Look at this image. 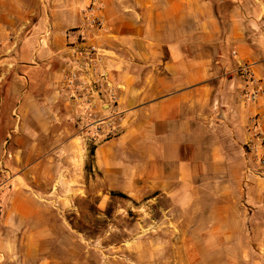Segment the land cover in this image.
Listing matches in <instances>:
<instances>
[{
    "label": "crops",
    "instance_id": "crops-1",
    "mask_svg": "<svg viewBox=\"0 0 264 264\" xmlns=\"http://www.w3.org/2000/svg\"><path fill=\"white\" fill-rule=\"evenodd\" d=\"M92 1L0 0V264L52 263L53 225L37 199L85 177L94 128L81 131V108L60 84ZM94 2L102 28L89 42L118 87L122 119L108 137L114 119L95 108L93 169L111 189L148 188L169 200L167 213L203 218L188 229L208 237L196 248L264 264V176L243 177L251 117L264 134V0Z\"/></svg>",
    "mask_w": 264,
    "mask_h": 264
},
{
    "label": "rangeland",
    "instance_id": "rangeland-1",
    "mask_svg": "<svg viewBox=\"0 0 264 264\" xmlns=\"http://www.w3.org/2000/svg\"><path fill=\"white\" fill-rule=\"evenodd\" d=\"M85 144L82 183L54 182L37 199L53 225L44 239L51 264H226L237 256V250L196 248L208 237L188 229L203 218L167 213L171 204L157 192L120 184L111 189L92 167L94 145Z\"/></svg>",
    "mask_w": 264,
    "mask_h": 264
},
{
    "label": "built area",
    "instance_id": "built-area-1",
    "mask_svg": "<svg viewBox=\"0 0 264 264\" xmlns=\"http://www.w3.org/2000/svg\"><path fill=\"white\" fill-rule=\"evenodd\" d=\"M94 0L83 11L82 33L69 45L71 54L67 64L62 82L60 93L65 95L75 105L81 108L82 118L80 120L84 133L85 128L93 127L91 136L85 133L86 141L94 146L101 135L100 124L103 120L94 115L95 108H105L109 110L114 121L107 120L106 136L114 137L117 135L118 127L121 122V115L116 111L117 89L118 87L111 81V76L105 68L101 66V55L99 49L89 42L91 32L102 28V21L94 12ZM239 76L246 83H252L253 74L247 66H242L238 72ZM245 97L249 102H254L257 91L245 92ZM250 138L245 143V149L249 156L247 165L243 170L244 181L247 182L251 176L262 178L264 176V134L260 129V121L257 115L249 120Z\"/></svg>",
    "mask_w": 264,
    "mask_h": 264
}]
</instances>
